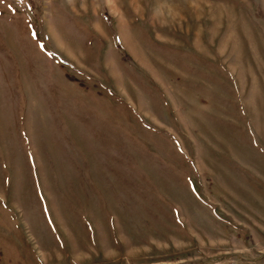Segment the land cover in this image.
<instances>
[{
    "label": "rangeland",
    "instance_id": "rangeland-1",
    "mask_svg": "<svg viewBox=\"0 0 264 264\" xmlns=\"http://www.w3.org/2000/svg\"><path fill=\"white\" fill-rule=\"evenodd\" d=\"M0 264H264V0H0Z\"/></svg>",
    "mask_w": 264,
    "mask_h": 264
}]
</instances>
